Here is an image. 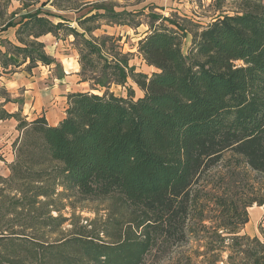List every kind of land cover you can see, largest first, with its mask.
Returning <instances> with one entry per match:
<instances>
[{
  "label": "trees",
  "instance_id": "16d2710c",
  "mask_svg": "<svg viewBox=\"0 0 264 264\" xmlns=\"http://www.w3.org/2000/svg\"><path fill=\"white\" fill-rule=\"evenodd\" d=\"M47 3L73 17L44 10ZM9 6L0 0L2 71L50 66L40 38L63 33L73 36L81 81L92 91L68 94L56 126L37 118L25 136L40 135L65 187L90 199L116 193L139 213L112 242H47L0 230V264H50L56 255L59 264H144L148 256L158 264L173 260L176 248L175 264H264V233L242 231L248 208H264V6L198 28L187 53L185 26L149 14L137 52L156 69L150 76L128 65L118 39L92 35L102 24L137 28L141 11H115L106 0H45L11 13ZM9 29L14 42L4 36ZM128 80L142 97L131 87L125 98L109 90ZM18 117L0 112V120ZM191 240L201 251L182 250ZM70 242L76 257L66 255Z\"/></svg>",
  "mask_w": 264,
  "mask_h": 264
},
{
  "label": "rangeland",
  "instance_id": "374dc122",
  "mask_svg": "<svg viewBox=\"0 0 264 264\" xmlns=\"http://www.w3.org/2000/svg\"><path fill=\"white\" fill-rule=\"evenodd\" d=\"M43 1L45 0H10L9 12L22 10L20 8H23V4L33 5L30 9L39 8ZM106 1L112 3L115 11L143 12L137 19L141 23L137 28L102 24L92 35H109L118 39L120 52L127 55L128 65L133 66L135 72L148 76L156 69L146 65L141 59L137 52V43L147 32L149 14L171 18L185 26L187 35L183 39L182 50L187 53L192 47V33L198 28L207 26L223 15L232 16L257 6H264V0ZM44 10L59 13L68 19L73 17L72 13L58 12L49 3L45 5ZM25 12L26 10H23L21 14ZM164 24L168 25L167 22ZM71 26L81 32L76 24ZM13 31L14 29H9L4 36L11 40ZM40 41L45 44V51L54 62L50 66L38 65L30 72L19 68V73L23 72L30 84L35 83L38 101H42L46 109H42V113L54 111L59 114L67 106L68 94L92 91L88 82L81 81L79 55L74 48L72 35L60 33L58 37H54L47 34L42 36ZM128 87L134 90V99L142 97L143 93L131 80H128L125 86L112 85L109 90L125 98ZM32 98L35 99L36 96ZM27 108L28 111L22 116L19 112V120L13 118L18 122L14 130L11 124V128L5 126L0 137V161L8 169L6 176H0V230H7L5 233L16 231L19 234L43 238L47 242H59L81 236H92L106 242H112L119 236L122 238L139 212L133 211L116 193L105 199H90L79 194L75 188L65 187L61 165L47 157L40 135L31 133L25 136L29 131L28 125L37 119L33 117L35 111L31 112L30 106ZM41 117L45 118L44 115ZM21 124L24 125L20 127ZM16 202L17 210L10 212V206ZM252 217H256V212L252 213ZM261 220H264V216ZM198 246L196 241L191 240L182 250L188 253L199 249ZM76 248L77 245L70 242L65 247L66 255L78 256L79 251L77 252ZM180 250H174L171 255L173 260L165 259L158 264H175L174 260ZM225 256L224 254L223 258ZM56 257L57 255L51 257L49 263L59 264ZM144 264H153V258L148 256Z\"/></svg>",
  "mask_w": 264,
  "mask_h": 264
},
{
  "label": "crops",
  "instance_id": "0c3cea01",
  "mask_svg": "<svg viewBox=\"0 0 264 264\" xmlns=\"http://www.w3.org/2000/svg\"><path fill=\"white\" fill-rule=\"evenodd\" d=\"M14 32L15 30L13 31L12 39L10 40L12 42H14L15 39ZM34 85V82L32 84L29 83L23 75V72L19 73V68L13 73H4L0 67V112H6L9 114L18 113V115L20 112V116H22L28 111L27 107L30 106L31 112L35 111L33 117L39 118L44 115L49 126H56L65 117L67 106H65L59 114H55L54 111L42 113V109H46L44 108V105H42V101H38V94ZM34 96H36L35 99L32 98ZM29 97H31L30 100ZM40 113L42 114L40 115ZM17 123V120L13 118L0 120V137L2 133H4L3 129L5 126L10 127L11 124L13 127L12 129L14 130ZM7 171V166L0 161V176H6ZM253 212H256V217H252ZM248 215L249 221L243 227V233H246L251 237L256 236L261 238L264 233V220H261L264 216V208L254 205L249 208Z\"/></svg>",
  "mask_w": 264,
  "mask_h": 264
}]
</instances>
